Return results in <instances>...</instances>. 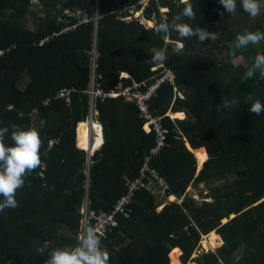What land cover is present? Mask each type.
Listing matches in <instances>:
<instances>
[{
    "label": "trees",
    "instance_id": "16d2710c",
    "mask_svg": "<svg viewBox=\"0 0 264 264\" xmlns=\"http://www.w3.org/2000/svg\"><path fill=\"white\" fill-rule=\"evenodd\" d=\"M189 2L195 19L187 22L216 40L157 33L185 6L175 0H0V128H9L6 144L13 124L38 127L42 139V166L24 178L18 207L0 213V264H44L55 248L76 246L83 202L108 211L125 193L124 177H137L154 135L123 97L92 98L104 142L88 166L83 137L92 89L104 95L160 77L161 67H151L161 63L149 62L153 47L167 49L163 64L174 74L149 101L150 114L163 117L166 145L148 165L168 190L159 199V187L145 181L127 216L116 215L117 226L101 236L110 264H264V113L249 111L264 102V80L258 71L246 77L264 41L228 54L237 33L264 32V8L252 18L240 0L235 15L219 0ZM124 8L141 10L151 27L122 20ZM77 10L90 21L80 23ZM62 88L72 90L68 103L54 98ZM187 188L205 195L196 200ZM169 196L181 201L166 203ZM211 232L219 245L199 251Z\"/></svg>",
    "mask_w": 264,
    "mask_h": 264
},
{
    "label": "clouds",
    "instance_id": "9594fccd",
    "mask_svg": "<svg viewBox=\"0 0 264 264\" xmlns=\"http://www.w3.org/2000/svg\"><path fill=\"white\" fill-rule=\"evenodd\" d=\"M182 2L185 5L182 11L173 16L170 23L167 20L159 23L155 31L165 34L175 31L181 40H187L192 37L198 38L201 42L216 40L218 37L215 33L200 26L194 28L187 22L195 19V12L189 0H182ZM219 3L228 14H236V0H219ZM240 4L244 12L252 18L257 17L260 14V10L264 8V0H240ZM261 41H264V32L259 30H245L243 33H237L228 54L234 56L237 49H247L250 44L257 45ZM182 49L183 44L177 43L172 51L180 54ZM150 51L149 62L151 63H164L169 58L166 48L153 47ZM257 71L259 72V79L264 80V54L255 56L253 65L248 67L246 77L248 79L254 78ZM126 75L124 74L122 77ZM221 103L224 107H229L227 98H224ZM249 111L254 115L264 113V102L259 99L254 100L250 104ZM44 124L45 121L41 120L40 127H43ZM8 132L9 128L7 126L0 128V197H3L0 200V213H3L6 209L18 207L16 193L18 189L24 186V178L42 166L40 151L42 139L39 128L36 126L24 128L13 124L11 144H6L5 142ZM47 249V241L42 245L35 246L37 255H44ZM44 264H109V254L102 246L101 236L97 234V230L94 227H86L75 247L55 248L47 254Z\"/></svg>",
    "mask_w": 264,
    "mask_h": 264
},
{
    "label": "built area",
    "instance_id": "2783aa9c",
    "mask_svg": "<svg viewBox=\"0 0 264 264\" xmlns=\"http://www.w3.org/2000/svg\"><path fill=\"white\" fill-rule=\"evenodd\" d=\"M146 1L147 0H141L142 6L145 5ZM175 1L183 3L182 0ZM160 11L166 12L167 10L160 9ZM121 13H128L122 18V20L126 22L131 21L133 18L138 23L145 25L147 28L151 27L149 26L151 25L150 22L144 20L141 17V10L133 12L131 9L129 10L127 8H124L121 10ZM74 16L78 19L80 23H87L90 21L89 17L82 10L75 11ZM156 67H161V75L158 78H154L149 84L145 85L144 82H141L140 84H133L127 88L113 90L109 94L104 95H102L100 91H93V89L90 91L91 109L88 118L85 122V126H87V129L84 132V139L87 144V148H84L86 154H88L89 157L93 153L98 151L104 142L102 126L96 120L92 109V98L96 96L123 97L126 102L132 104L136 109L137 117L142 122V130L145 133H152L154 135V138L152 145L148 148L147 154L143 157L142 165L138 170L137 177L133 179L124 177L125 193L115 200L110 210L105 211L101 209H94L89 206L87 200L83 202L82 207L80 209L81 218L79 231L76 234L77 244L79 241V237L83 234L86 227H94L97 230L98 235L105 236L109 231H111L115 226H117L116 215L122 214L123 216H127L129 212V204L133 199L134 193L138 191L140 187H143L145 185V181L147 186L159 187L162 193L168 190V185L166 184V182L159 176L158 173H156L154 169L149 168L148 165L149 158L155 154H158L161 149L166 145V131L164 130L161 124V119L163 117L153 116L150 114L149 101L155 95L156 89H159L162 84H173L174 81V74L170 71L169 68L165 67L163 63L153 66L151 67V69H154ZM121 76H124V74H122ZM71 92V89L62 88L57 92L54 98L62 99L65 103H68V99H70ZM178 95L181 97L180 94ZM166 116H169L171 119H173L168 114H166ZM53 144L54 141L49 142L50 146H52Z\"/></svg>",
    "mask_w": 264,
    "mask_h": 264
},
{
    "label": "rangeland",
    "instance_id": "374dc122",
    "mask_svg": "<svg viewBox=\"0 0 264 264\" xmlns=\"http://www.w3.org/2000/svg\"><path fill=\"white\" fill-rule=\"evenodd\" d=\"M35 2V1H34ZM33 2V3H34ZM164 12V11H163ZM150 24L152 25V22L150 21ZM151 25H149V26H151ZM28 82V79L26 78V77H22V84L20 83V87H24L25 85H26V83ZM86 128H87V126L85 127V130H86ZM83 139H84V137H83ZM200 188H203V185H200ZM188 191H189V193H190V195H192V196H194V198L197 200V199H200L201 197H203L204 195H205V193H203V191L201 192V193H198L196 190H193V191H191V189H188ZM173 200V199H172ZM200 200H202V199H200ZM213 235H214V233L213 232H211ZM203 237L204 236H202L201 237V239H203ZM219 244H217V246H218ZM200 250L199 251H204V252H206V250L207 249H205L204 248V245H203V241L201 240L200 241ZM217 246H215V248H209L207 251H209V250H215L216 248H217ZM198 253V252H197ZM197 253L196 254H194L193 255V257H195L196 255H197ZM175 257V256H174ZM174 262V263H173ZM170 264H178L176 261H171V263Z\"/></svg>",
    "mask_w": 264,
    "mask_h": 264
},
{
    "label": "bare ground",
    "instance_id": "6f19581e",
    "mask_svg": "<svg viewBox=\"0 0 264 264\" xmlns=\"http://www.w3.org/2000/svg\"><path fill=\"white\" fill-rule=\"evenodd\" d=\"M87 129V128H86ZM84 145H85V147L87 148V144H86V141H85V139H84ZM204 237H203V239H202V241H203V245H204V248L205 249H209V248H215V246H217V244H218V242H217V240H216V238H215V236L212 234V233H209V234H207V235H203ZM178 254V252L176 251L175 253H174V255L176 256ZM174 263V262H173ZM190 264H194V263H190Z\"/></svg>",
    "mask_w": 264,
    "mask_h": 264
},
{
    "label": "crops",
    "instance_id": "0c3cea01",
    "mask_svg": "<svg viewBox=\"0 0 264 264\" xmlns=\"http://www.w3.org/2000/svg\"><path fill=\"white\" fill-rule=\"evenodd\" d=\"M125 77H128V75H126ZM182 114H184V113H182ZM168 115L171 116L172 114H171L170 112H168ZM171 117H172V116H171ZM184 117H185V114H184ZM173 119H177V118H173ZM188 189H189V188L186 189V192H188ZM158 192L162 195V196L159 198V199H161V198L163 197V193L161 192V190H159ZM171 198H172L173 200H172ZM180 199H181V198H180ZM177 200H178V199H176L175 196H169V197L167 198V200H166V203L173 202V201H177ZM178 201H180V200H178ZM178 201H177V202H178ZM164 203H165V202H164ZM162 206H163V204L161 203V204L159 205V207H158V210L161 209ZM175 257H176V256H175Z\"/></svg>",
    "mask_w": 264,
    "mask_h": 264
},
{
    "label": "water",
    "instance_id": "95a60500",
    "mask_svg": "<svg viewBox=\"0 0 264 264\" xmlns=\"http://www.w3.org/2000/svg\"><path fill=\"white\" fill-rule=\"evenodd\" d=\"M87 155V166H88V162H89V155L88 154H86Z\"/></svg>",
    "mask_w": 264,
    "mask_h": 264
}]
</instances>
